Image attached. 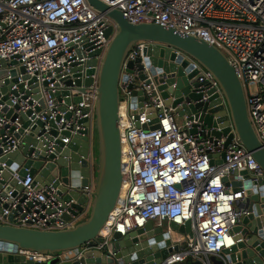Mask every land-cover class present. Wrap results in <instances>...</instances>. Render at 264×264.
I'll return each mask as SVG.
<instances>
[{"label":"built area","instance_id":"2783aa9c","mask_svg":"<svg viewBox=\"0 0 264 264\" xmlns=\"http://www.w3.org/2000/svg\"><path fill=\"white\" fill-rule=\"evenodd\" d=\"M104 1L121 9L130 22L166 25L202 37L223 50L242 79L249 117L264 143V0ZM109 26L115 29L113 20L88 0H0V62L5 60L0 70L6 71L0 76V96L8 94L10 108L19 105L14 109L18 117L12 121L3 112L5 104L0 100V158L24 146L23 139L15 136L22 124V112L31 109L32 115L42 120H46L43 113L53 119L64 115V103L55 96L59 84L64 88L61 78L70 73L73 63H84L92 52L106 50L112 37L106 35ZM147 44L137 42L126 61L135 59ZM190 60L201 74L199 80L208 82L207 89L214 88L223 96L213 74L195 59ZM147 79L152 77L135 82L131 74L121 88L123 186L120 200L100 233L103 241L94 248L112 254L116 264H132L120 252L113 251L114 233L126 235L152 222L169 234L171 246L180 247L164 260L166 264L180 263L189 256L213 264L210 255L223 259L222 250L236 243L232 229L247 213L241 207L247 197L245 189L234 191L232 182L241 177L236 172L247 169L260 176L264 171L238 139L232 122L227 126L229 131L220 136L213 132L221 127H203L194 118L186 117L180 124L178 114L166 103L156 83ZM130 82L143 92L137 113L131 112ZM251 85L257 87L254 94L249 92ZM4 86L6 92L2 91ZM80 94L82 100L67 110L77 119L87 117L91 130L96 84ZM41 100L45 108L37 113ZM64 122L62 118L58 125ZM154 124L158 127L150 128ZM231 134L233 138L225 146ZM7 168L5 162H0V179ZM12 179L22 186L17 194L14 187L8 189ZM70 205L66 203L62 208L55 188L38 190L30 174L21 178L15 170L0 189V223L38 229L66 228L78 221L70 212ZM65 212L73 219L65 220ZM187 221H191L189 233L171 226L173 222L184 225ZM22 252L40 261L55 257Z\"/></svg>","mask_w":264,"mask_h":264},{"label":"water","instance_id":"95a60500","mask_svg":"<svg viewBox=\"0 0 264 264\" xmlns=\"http://www.w3.org/2000/svg\"><path fill=\"white\" fill-rule=\"evenodd\" d=\"M88 2L115 23V29L109 26L106 30L107 36L112 35L111 40L105 51L98 49L86 62L73 63L70 73L61 78L64 88L59 84L55 96L64 103V115L53 119L43 113L46 120H42L32 115L31 109L21 113L22 124L15 136L23 139L24 146L0 158L8 167L0 179V189L12 178V172L18 170L21 178L30 174L38 190L55 188L62 208L71 203L70 212L75 217L84 212L89 216L62 229L0 223V264H116L112 254L94 246L103 241L100 233L121 196V88L131 74L135 82L151 76L147 82L156 83L166 103L179 117L194 118L203 127L219 126L222 130L213 132L217 136L227 133V126L232 122L238 139L264 171V143L249 117L242 79L223 50L202 37L184 34L166 25L130 22L121 9L104 0ZM140 41L148 44L135 59L126 61ZM190 59L213 74L223 96L214 88L207 89L208 82L199 80L201 74ZM0 65H5V60ZM12 73L16 74V70ZM5 74V70H0V76ZM135 82L128 85L133 93L132 113L138 112V102L144 99ZM93 84H96L95 121L90 130L88 118L77 119L67 107L79 103L80 93L87 92ZM74 88L76 93L72 91ZM6 90L4 86L2 91ZM36 97L40 98V94ZM0 100L5 104L3 112L15 121L18 114L14 109L19 105L10 108L7 93ZM40 103L35 109L37 113L45 108L44 100ZM62 118L65 122L59 126ZM77 125L86 128L77 129ZM143 127L148 129L146 125ZM156 127L154 124L150 128ZM232 138L233 134L225 146ZM222 156L225 157V152ZM239 174V180L232 183L236 192L245 189L247 197L241 207L247 213L233 227L236 243L222 250L221 260L223 264H264V175L257 176L247 169L237 171L236 175ZM224 181L228 182V177ZM13 187L15 194L22 189L17 179L11 180L8 189ZM63 218L70 221L73 216L65 212ZM171 226L181 233H189L191 221L184 225L173 222ZM111 247L132 264H166L164 260L170 253L180 249L178 244L171 246L169 234L152 222L126 235L115 232ZM22 251L55 254V257L40 261ZM64 253L67 256L60 258Z\"/></svg>","mask_w":264,"mask_h":264},{"label":"rangeland","instance_id":"374dc122","mask_svg":"<svg viewBox=\"0 0 264 264\" xmlns=\"http://www.w3.org/2000/svg\"><path fill=\"white\" fill-rule=\"evenodd\" d=\"M249 92L250 93H256L257 92V87L256 85H251L250 88H249ZM96 160V158H95ZM89 216V213L87 212L86 213V217ZM210 259L212 260L213 264H223L222 260L220 257L216 256V255H210ZM177 264H185L184 261L180 262V263H177ZM190 264H204L203 260L199 259V258H193L191 261H190Z\"/></svg>","mask_w":264,"mask_h":264},{"label":"crops","instance_id":"0c3cea01","mask_svg":"<svg viewBox=\"0 0 264 264\" xmlns=\"http://www.w3.org/2000/svg\"><path fill=\"white\" fill-rule=\"evenodd\" d=\"M179 120V123L180 124H182V123H184L185 122V120H186V117L184 116V117H179L178 118ZM87 217H86V213L84 212V213H82V214H80L79 216H78V218H77V220L78 221H81V220H84V219H86ZM65 254V253H64ZM65 256H67V254H65ZM219 257V256H218ZM212 261V260H211ZM213 263V262H212Z\"/></svg>","mask_w":264,"mask_h":264},{"label":"trees","instance_id":"16d2710c","mask_svg":"<svg viewBox=\"0 0 264 264\" xmlns=\"http://www.w3.org/2000/svg\"><path fill=\"white\" fill-rule=\"evenodd\" d=\"M193 259V257H187L185 260H184V262H185V264H190V261Z\"/></svg>","mask_w":264,"mask_h":264},{"label":"bare ground","instance_id":"6f19581e","mask_svg":"<svg viewBox=\"0 0 264 264\" xmlns=\"http://www.w3.org/2000/svg\"><path fill=\"white\" fill-rule=\"evenodd\" d=\"M122 139H123V136H122Z\"/></svg>","mask_w":264,"mask_h":264}]
</instances>
